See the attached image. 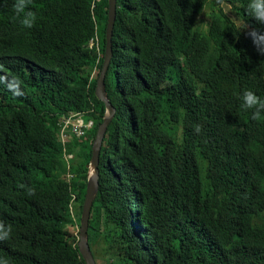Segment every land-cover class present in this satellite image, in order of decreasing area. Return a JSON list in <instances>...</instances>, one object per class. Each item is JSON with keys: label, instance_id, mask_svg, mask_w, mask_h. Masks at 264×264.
Segmentation results:
<instances>
[{"label": "trees", "instance_id": "16d2710c", "mask_svg": "<svg viewBox=\"0 0 264 264\" xmlns=\"http://www.w3.org/2000/svg\"><path fill=\"white\" fill-rule=\"evenodd\" d=\"M117 1L105 79L116 114L88 231L97 264L95 246L102 264H264V119L240 101L245 90L264 99V56L247 34L264 26L248 0H218L238 20L219 7L207 31L197 17L210 0ZM30 7L27 29L0 4V221L11 226L0 255L86 264L76 233L106 114L96 87L109 4ZM80 116L94 126L63 128V144V121Z\"/></svg>", "mask_w": 264, "mask_h": 264}, {"label": "water", "instance_id": "95a60500", "mask_svg": "<svg viewBox=\"0 0 264 264\" xmlns=\"http://www.w3.org/2000/svg\"><path fill=\"white\" fill-rule=\"evenodd\" d=\"M117 0H109L108 21L106 28V52L103 68L97 81L96 96L105 104L106 114L103 123L99 126L97 136L93 143L92 158L89 164V174L86 196L83 204V213L81 220V231L79 232V251L86 264H97L91 247L89 245V228L94 204L99 196L100 188V154L104 137L108 127L116 114V109L109 100L106 90L105 79L113 57V36L117 21Z\"/></svg>", "mask_w": 264, "mask_h": 264}, {"label": "clouds", "instance_id": "9594fccd", "mask_svg": "<svg viewBox=\"0 0 264 264\" xmlns=\"http://www.w3.org/2000/svg\"><path fill=\"white\" fill-rule=\"evenodd\" d=\"M32 0H10V6L15 16L19 19L22 27L31 29L36 21V13L31 9ZM8 0H0V4H6ZM247 14L257 24L264 26V0H248L246 5ZM248 28V27H247ZM246 28V29H247ZM248 36L252 39L258 54L264 56V31L251 28ZM241 107L245 110L252 109L253 119H264V99L257 96L251 90L243 91L240 96ZM196 132L200 131L199 125L194 126ZM21 187H24L21 185ZM31 193V189L28 190ZM11 234V226L0 221V241L7 240ZM0 264H10L8 257L0 255Z\"/></svg>", "mask_w": 264, "mask_h": 264}, {"label": "rangeland", "instance_id": "374dc122", "mask_svg": "<svg viewBox=\"0 0 264 264\" xmlns=\"http://www.w3.org/2000/svg\"><path fill=\"white\" fill-rule=\"evenodd\" d=\"M96 1L100 2V0H96ZM108 4H109V0H108ZM219 7L222 8L231 19H233L235 21L238 20L237 12H236V10H235V8L233 7L232 4H230L229 2H222V3L219 4L218 0H210V3L206 6L204 11L197 17V26H199V28L201 30H203V31L209 30V25L208 24H209V21H210V15L215 10H218ZM63 144H67V143L63 142ZM69 158L71 160L73 159L72 156H70ZM77 209H79V207H77ZM81 220H82V217H81ZM80 231H81V225H80V227H78V232L76 233L77 238H78V242H79V232ZM95 250H96V252L99 255L98 256L99 257L98 260H100V263L102 264L103 262L106 261L107 256L103 254V250H102V248L100 246H95Z\"/></svg>", "mask_w": 264, "mask_h": 264}, {"label": "built area", "instance_id": "2783aa9c", "mask_svg": "<svg viewBox=\"0 0 264 264\" xmlns=\"http://www.w3.org/2000/svg\"><path fill=\"white\" fill-rule=\"evenodd\" d=\"M92 45L94 46V44H92ZM75 123H77V124H75ZM73 126H74L75 131L77 132V136L80 137V136L85 135V130L92 128L94 126V123H93V121H89L88 123H86L85 120L81 116L78 118H70V119L64 120L62 129H61L62 142H64V143L69 142V135H68V133H65L64 129L65 128L71 129ZM70 156H72V155H69L68 158Z\"/></svg>", "mask_w": 264, "mask_h": 264}, {"label": "bare ground", "instance_id": "6f19581e", "mask_svg": "<svg viewBox=\"0 0 264 264\" xmlns=\"http://www.w3.org/2000/svg\"><path fill=\"white\" fill-rule=\"evenodd\" d=\"M92 48V47H91Z\"/></svg>", "mask_w": 264, "mask_h": 264}]
</instances>
